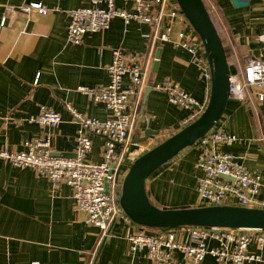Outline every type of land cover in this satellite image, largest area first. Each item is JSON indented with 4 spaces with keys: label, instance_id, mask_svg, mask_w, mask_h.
<instances>
[{
    "label": "crops",
    "instance_id": "0c3cea01",
    "mask_svg": "<svg viewBox=\"0 0 264 264\" xmlns=\"http://www.w3.org/2000/svg\"><path fill=\"white\" fill-rule=\"evenodd\" d=\"M203 1L222 41L230 74L240 77L249 59L264 63V44L259 40L264 30L263 0H241L246 5H234L232 0ZM31 3H42L48 11L40 14L29 9ZM91 3L0 0V148L19 151L27 140L49 135L55 154L72 155L78 124L67 105L99 119L110 115L103 103L94 102L78 87L106 85L112 50L120 47L140 55L145 80L141 95L135 99L137 114L128 153L121 163L123 176L135 157L182 128L189 115L204 109L210 81L191 53L174 43L180 30L189 29L178 21L170 24L168 41L159 42L146 23L115 17L106 29L85 33L80 43H68L67 11ZM115 6L130 9L131 3L115 0ZM165 80L176 82L198 106L180 107L169 102L166 93L156 88ZM123 82L128 83L126 76ZM148 82L152 88L144 96ZM258 90L247 86L243 99L229 96L213 129L233 134L237 140L213 143L210 148L232 153L250 173L260 175V198L264 200V99L258 100ZM43 106L59 113L61 120L55 128L36 121ZM146 130L157 133L136 141ZM91 141L85 158L98 163L102 160L103 139L92 136ZM201 150L199 141L183 148L146 179V193L155 206L170 209L201 205L196 189L202 175L197 165ZM86 217L76 206L69 185H54L34 169L17 167L0 158V264H89L91 259L93 264H156L145 248L130 249L127 237L139 225L115 218L109 235L99 242L100 230ZM157 230L146 229L150 233ZM172 234L181 242H194L186 228L176 227ZM207 245L220 247L216 239H208ZM247 251L260 254L261 261L252 264H264V248L251 243ZM170 264H189V259L177 250ZM199 264L218 261L205 255Z\"/></svg>",
    "mask_w": 264,
    "mask_h": 264
},
{
    "label": "built area",
    "instance_id": "2783aa9c",
    "mask_svg": "<svg viewBox=\"0 0 264 264\" xmlns=\"http://www.w3.org/2000/svg\"><path fill=\"white\" fill-rule=\"evenodd\" d=\"M123 1L131 3V8L116 7L115 0H92L88 6L69 9L67 42L80 43L85 33L106 29L115 17H120L125 22L136 20L146 23L152 27L154 37L159 42L168 41L170 24L178 21L188 25L189 29L184 27L180 30L174 43L185 47L191 53L195 63L210 81L209 63L201 54L205 53L202 41L176 0ZM28 8L40 14L48 11L42 3H31ZM259 40L264 44V30L260 33ZM106 70L109 78L106 85L99 88L79 86L78 91L88 95L94 102L103 103L110 111L107 118L87 116L67 105L78 124L73 155L55 154L49 135L27 140L24 149L19 151L7 147L0 148V158L12 165L32 168L46 176L54 185H69L73 189V198L78 209L86 213L87 222L100 230L99 242L109 235L115 218L122 217L128 223L132 222L122 211L118 201L124 177L121 176V163L128 153L137 114L135 99L141 95L145 86L141 57L136 52H129L120 47L113 49L112 61ZM125 76L128 79L127 84L123 82ZM247 86L258 88V100L264 99V63L261 59H249L240 77L231 75L230 95L243 99L244 88ZM156 88L166 93L173 105L188 108L198 106L174 81L165 80L157 84ZM199 112L200 110L189 115L183 126L196 119L201 113ZM60 120L58 112L44 106L36 117L37 122L53 128ZM92 136L103 139L102 160L98 163L85 158L92 147ZM235 140V135L213 128L199 139L202 150L197 157V165L201 168L202 175L197 179L196 189L201 205L264 208V200L260 198V175L250 173L232 153L210 148L213 143H231ZM181 228L189 231L194 242L187 243L176 239L172 234L176 227L160 229L139 225V228L127 237L130 249L135 251L145 248L148 257L156 264H170L177 250L186 255L189 264H199L205 255L214 257L218 264H252L261 261L260 254L248 252L247 248L251 243H255L260 249L264 248V229L205 226ZM146 229L160 230L150 234ZM208 239L218 240L220 247H209ZM89 264H93L92 259Z\"/></svg>",
    "mask_w": 264,
    "mask_h": 264
},
{
    "label": "water",
    "instance_id": "95a60500",
    "mask_svg": "<svg viewBox=\"0 0 264 264\" xmlns=\"http://www.w3.org/2000/svg\"><path fill=\"white\" fill-rule=\"evenodd\" d=\"M176 1L204 46L210 73L209 99L196 119L133 159L122 179L119 206L132 222L147 228L205 226L264 229V208L200 205L162 209L155 206L146 193V179L183 148L193 145L209 132L222 116L230 95L231 74L225 50L204 1ZM232 2L234 5L247 4L241 0ZM155 57H159V50ZM156 62L153 63V71L157 67ZM151 88L148 82L144 96ZM152 132L157 133L146 130L143 137L136 141L145 140Z\"/></svg>",
    "mask_w": 264,
    "mask_h": 264
},
{
    "label": "trees",
    "instance_id": "16d2710c",
    "mask_svg": "<svg viewBox=\"0 0 264 264\" xmlns=\"http://www.w3.org/2000/svg\"><path fill=\"white\" fill-rule=\"evenodd\" d=\"M209 15H210V14H209ZM210 17H211V16H210ZM203 55H204L205 59H207V58H206V53H204ZM177 131H178V130H177ZM175 132H176V131H175ZM175 132H174V133H175ZM172 134H173V133H172ZM172 134H170V135H172ZM168 137H169V136H168ZM164 139H165V138H163L161 141H163ZM161 141H160V142H161ZM197 141H199V140H197ZM197 141H196V142H197ZM157 144H158V143H157ZM153 146H154V145H153ZM153 146H152V147H153ZM146 228H147V227H146ZM160 229H166V228H160Z\"/></svg>",
    "mask_w": 264,
    "mask_h": 264
}]
</instances>
